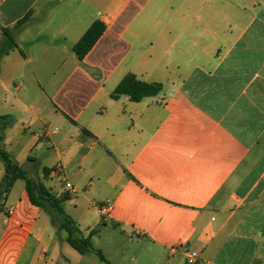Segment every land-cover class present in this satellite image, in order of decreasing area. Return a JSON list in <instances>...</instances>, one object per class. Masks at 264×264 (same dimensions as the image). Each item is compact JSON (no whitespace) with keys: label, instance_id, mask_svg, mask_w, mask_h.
<instances>
[{"label":"crops","instance_id":"crops-1","mask_svg":"<svg viewBox=\"0 0 264 264\" xmlns=\"http://www.w3.org/2000/svg\"><path fill=\"white\" fill-rule=\"evenodd\" d=\"M127 74L162 90L114 99ZM0 116V149L110 264H264V0H0ZM4 202L0 264H107L35 231L25 181Z\"/></svg>","mask_w":264,"mask_h":264},{"label":"trees","instance_id":"trees-1","mask_svg":"<svg viewBox=\"0 0 264 264\" xmlns=\"http://www.w3.org/2000/svg\"><path fill=\"white\" fill-rule=\"evenodd\" d=\"M21 23L22 22L18 24ZM105 28V24L101 21H95L89 27L79 42L74 46V52L79 59H83L84 56L92 49L104 33ZM161 90V84L146 83L137 79V77L133 74H127L112 93V97L116 99L120 95H128L132 101L139 102L146 97L157 96ZM9 118V116H0V127L2 130H4L10 123ZM2 138L3 137L0 136V140ZM0 159L4 163L6 169V176L0 182V198L4 194L5 197H7L16 180L21 179L25 181L26 191L30 203L43 209V202H47L50 208L62 217L63 221L60 224V228L66 229L69 232L68 241L75 249H77L80 253H84L88 250L93 251L101 261L110 264L103 255V252L99 249H95L91 243V238L97 232L95 229H92L89 235L85 238L75 237V235L80 233V230L74 220L66 214L62 206L63 202L68 199L67 195L62 196L61 198L54 196L40 180H33V178L30 177L29 174L25 172L20 165L3 149H0ZM47 172L48 170L44 169V173L47 174Z\"/></svg>","mask_w":264,"mask_h":264},{"label":"rangeland","instance_id":"rangeland-1","mask_svg":"<svg viewBox=\"0 0 264 264\" xmlns=\"http://www.w3.org/2000/svg\"><path fill=\"white\" fill-rule=\"evenodd\" d=\"M31 175H29L30 177L33 178V180L35 181H38L39 180V177L34 174L33 172L30 173ZM23 182H19L16 186V188L14 189L13 191V196L15 197L18 193V190L20 189V187H22V184ZM51 185V184H49ZM52 188L55 190V187H53V185H51ZM6 199L5 197V194L0 198V213H2L6 218L7 220L9 221L10 218L15 214L11 215L9 212H8V205H6V203L4 202ZM6 205V206H5ZM43 206L44 208L41 209V214L37 220V224H36V227H35V231L37 232H48V233H55L54 235L56 236V239L59 238L60 236V232L58 229H61L60 228V224L62 223L63 219L60 215H58L57 213H55L49 206V204L47 202H43ZM65 209L67 211V213L72 216L73 218H75V214L73 212V209L71 208V206H65ZM16 211V210H15ZM77 218V216H76ZM52 223L56 226L53 227L52 226ZM8 225V223H7ZM58 228V229H57ZM76 238H78L77 235H75ZM103 244H105V241H104V238L103 239H96L94 241V245L95 246H98V247H101L103 246ZM96 258V256H93Z\"/></svg>","mask_w":264,"mask_h":264},{"label":"built area","instance_id":"built-area-1","mask_svg":"<svg viewBox=\"0 0 264 264\" xmlns=\"http://www.w3.org/2000/svg\"><path fill=\"white\" fill-rule=\"evenodd\" d=\"M53 174L57 176L60 183L64 186V188L67 190L68 194L70 196H73L75 194V189L72 183L67 179L66 175L64 174V171L61 166H56L53 170ZM112 204L107 201L103 205H100V210L102 212H107L111 209ZM16 210V207L11 206L8 208V212L13 215ZM198 259V253L194 251H189L187 255V262L189 264H195Z\"/></svg>","mask_w":264,"mask_h":264}]
</instances>
